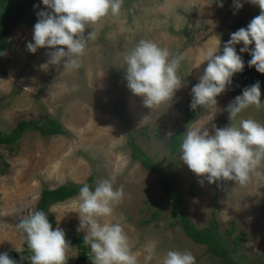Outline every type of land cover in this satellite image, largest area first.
I'll list each match as a JSON object with an SVG mask.
<instances>
[{"label":"rangeland","instance_id":"374dc122","mask_svg":"<svg viewBox=\"0 0 264 264\" xmlns=\"http://www.w3.org/2000/svg\"><path fill=\"white\" fill-rule=\"evenodd\" d=\"M239 2L242 8H236L234 0H123L118 15H109L86 29L85 36L94 30L95 39L88 41L81 66L74 70L65 69L63 62L49 63L47 53L55 51L53 48L41 47L35 53L28 50L27 44L34 43L35 24L22 22L13 28L0 58V131L8 133L21 119L51 116L67 132L44 137L38 131H26L13 148L0 145V251L16 248L23 258L32 255L17 225L33 212L42 189L68 183L83 186L89 178L94 190L98 182L108 179L114 188L123 187L124 197L113 215L102 221L122 224L138 264H162L169 250L190 251L196 264H222L205 245L184 234L172 213L173 203L161 188L160 174L148 171L131 156L127 142L131 133L155 163L184 177L183 205L198 228L211 218L215 185V215L230 256L240 264H264V160L244 186L234 181L211 184L180 160V146L177 155L168 148V137L182 125L192 88L207 67V50L214 48L222 55L231 34L247 28L260 14L259 6L250 0ZM40 11L51 9L36 0L26 15L38 17ZM141 40L168 49L170 58L185 57L178 70L182 87L172 101L152 109L131 92L125 79L124 56ZM242 47V42L235 45L245 62L255 45L249 46V52H240ZM262 76L260 108L243 110L232 122L235 126L242 119L264 125ZM237 88L238 96L242 95V85L238 83ZM235 98L226 90L216 98L217 105L199 107L198 114L184 126L181 143L187 127H206L214 135L213 125L230 126L227 108ZM191 183L202 187L201 195L188 194ZM78 195L52 203L46 210L53 230L63 229L67 241L74 234L86 235L85 230L78 231ZM156 210L160 213L152 219ZM230 227L234 230L227 233ZM241 233L245 234L243 241L235 244L234 237ZM153 243V259L146 261ZM84 246L91 256L90 246ZM79 251L76 244H70L67 264H80ZM86 264H93L92 259Z\"/></svg>","mask_w":264,"mask_h":264},{"label":"clouds","instance_id":"9594fccd","mask_svg":"<svg viewBox=\"0 0 264 264\" xmlns=\"http://www.w3.org/2000/svg\"><path fill=\"white\" fill-rule=\"evenodd\" d=\"M51 11L38 12L34 25V43L27 48L35 53L38 48L48 47L55 51L47 53L49 63L60 64L69 70L79 69L80 58L86 53L87 43L95 39V31L85 36L88 28L109 15L120 13L123 0H42ZM258 5L260 14L254 17L247 28L231 34L224 44L223 54L210 48L205 53L208 62L200 82L192 88L191 109L210 108L217 105V97L226 91L236 73L244 70L245 64L238 55L235 45L243 43L240 52H249L250 67L264 74V0H250ZM236 8H242L234 0ZM223 7V4H220ZM60 46V47H58ZM65 48L67 50H65ZM168 49L159 47L150 40H141L125 54L127 87L134 95L143 98V104L152 109L172 101L182 87L178 70L183 54L170 58ZM260 83L244 89L228 106L231 125L219 128L213 125L215 134L204 128L187 127L180 145V160L198 177H205L211 184L217 181H234L241 186L248 184L255 169L264 160V125L253 119H242L239 126L232 122L250 106H261ZM123 187L114 188L104 179L92 190L85 183L79 190V230H85L84 244L90 246L93 264H138L129 238L121 223L103 222L102 218L114 213L115 205L122 202ZM123 219V218H121ZM17 229L25 234L27 247L32 255L30 264H67L70 248L66 233L60 227L53 230L44 211H34L24 217ZM16 251H20L16 249ZM155 243L147 250L146 261L153 259ZM23 259V257H21ZM0 264H17L8 253L0 254ZM162 264H196L195 257L188 251L169 250Z\"/></svg>","mask_w":264,"mask_h":264},{"label":"trees","instance_id":"16d2710c","mask_svg":"<svg viewBox=\"0 0 264 264\" xmlns=\"http://www.w3.org/2000/svg\"><path fill=\"white\" fill-rule=\"evenodd\" d=\"M36 0H0V58L3 56L4 50L7 46V40L11 35V32L15 26L24 22L28 25H34L38 22V17H30L26 15V11ZM252 59L248 56L244 62V70L233 76L232 83L227 86L226 90L230 91L234 97L238 96L237 84H241L243 89L255 84L260 83V89L263 86L262 73L258 72L255 67H250L248 62ZM192 93L188 98L187 105L184 111L183 123L168 137V148L170 153L178 154V148L181 144V134L184 126L188 125L191 118H193L199 112V107L196 110L191 109ZM116 106V105H115ZM118 107V106H117ZM26 131H38L41 136L52 135H64L66 129L62 123L54 117L47 116L43 119H21L8 133H2L0 131V145L7 144L13 148V144L21 138ZM131 148V156L139 159L142 166L148 171L160 174V185L165 194L173 203L172 213L175 220L185 235L196 243L205 245L207 250L213 255L220 258L222 264H240L234 260L229 253V248L224 245L225 240L221 237L219 231L217 217L215 215V209L218 206L216 199V186L213 185L215 192L213 198V209L211 211V218L207 225L198 228L187 217L186 209L183 205V182L184 177L175 174V172L168 173L160 165L155 163L135 142L134 136L129 133L127 140ZM176 164V163H175ZM91 188V179L88 178L86 182ZM82 186L68 183L61 184L53 189L44 188L40 192L38 202L33 210L46 212L47 207L52 203L61 202L67 198L79 193ZM187 192L192 197H197L202 194L203 189L196 183L188 185ZM160 213V210H156L152 213L151 218H155ZM48 215L49 222H51V215ZM21 220H19L20 223ZM149 222L150 219H147ZM234 227H230L226 230L227 233H231ZM245 237L244 233L238 234L234 237V243L240 244ZM69 244H76L80 249L78 253V259L80 264L88 263L91 258L85 251L83 244L84 238L80 234H74L68 239ZM8 253L10 258L17 261V264H30L29 259L21 258L20 254L14 250H3L0 254Z\"/></svg>","mask_w":264,"mask_h":264}]
</instances>
